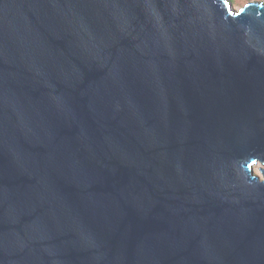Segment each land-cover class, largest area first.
Masks as SVG:
<instances>
[{
    "label": "water",
    "instance_id": "water-1",
    "mask_svg": "<svg viewBox=\"0 0 264 264\" xmlns=\"http://www.w3.org/2000/svg\"><path fill=\"white\" fill-rule=\"evenodd\" d=\"M0 264H264V0H0Z\"/></svg>",
    "mask_w": 264,
    "mask_h": 264
},
{
    "label": "rangeland",
    "instance_id": "rangeland-1",
    "mask_svg": "<svg viewBox=\"0 0 264 264\" xmlns=\"http://www.w3.org/2000/svg\"><path fill=\"white\" fill-rule=\"evenodd\" d=\"M230 1L232 2L233 7H234L235 9H239V8L242 7L244 4H246V3L250 2V1H253V0H230ZM258 1H262V0H258ZM260 167H263V165H261L260 163L256 164V165L254 166V172H255L256 174H258L260 177H262L261 174H260V172H259V168H260Z\"/></svg>",
    "mask_w": 264,
    "mask_h": 264
}]
</instances>
